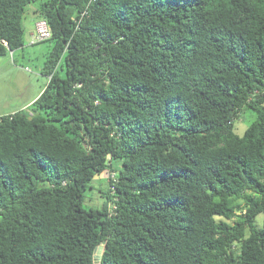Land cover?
Instances as JSON below:
<instances>
[{
  "label": "trees",
  "instance_id": "obj_1",
  "mask_svg": "<svg viewBox=\"0 0 264 264\" xmlns=\"http://www.w3.org/2000/svg\"><path fill=\"white\" fill-rule=\"evenodd\" d=\"M34 3L49 82L0 116V264H264V0H0V58Z\"/></svg>",
  "mask_w": 264,
  "mask_h": 264
},
{
  "label": "rangeland",
  "instance_id": "obj_2",
  "mask_svg": "<svg viewBox=\"0 0 264 264\" xmlns=\"http://www.w3.org/2000/svg\"><path fill=\"white\" fill-rule=\"evenodd\" d=\"M38 3L27 6L23 25L26 31L25 47L0 58V116L13 114L20 110H27L36 101L49 82V78L43 74V68L53 50V42L45 41L31 45L32 35L36 34L35 21L37 15L34 11ZM60 64L58 65L59 70ZM60 72L63 75L62 68ZM255 115L252 111L240 114L235 122V132L243 136L251 125ZM113 174L105 171L93 181L92 186L85 193L84 208L101 207L104 200L102 191L109 189L107 180ZM264 215L261 214L257 221L262 227ZM218 220H221L218 218Z\"/></svg>",
  "mask_w": 264,
  "mask_h": 264
},
{
  "label": "built area",
  "instance_id": "obj_3",
  "mask_svg": "<svg viewBox=\"0 0 264 264\" xmlns=\"http://www.w3.org/2000/svg\"><path fill=\"white\" fill-rule=\"evenodd\" d=\"M36 34L32 35L33 40L31 41V45H35L40 42L47 41L51 39L52 32L49 27V24L46 20H39L35 24ZM7 46V43H5Z\"/></svg>",
  "mask_w": 264,
  "mask_h": 264
},
{
  "label": "water",
  "instance_id": "obj_4",
  "mask_svg": "<svg viewBox=\"0 0 264 264\" xmlns=\"http://www.w3.org/2000/svg\"><path fill=\"white\" fill-rule=\"evenodd\" d=\"M104 245H105V242L102 245H100L95 251V256H94L95 264H101L100 260L104 252V248H105Z\"/></svg>",
  "mask_w": 264,
  "mask_h": 264
}]
</instances>
